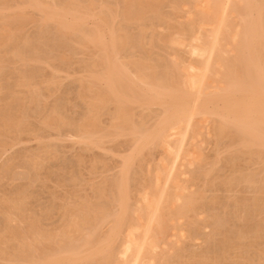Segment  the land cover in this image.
Listing matches in <instances>:
<instances>
[{
    "label": "bare ground",
    "instance_id": "bare-ground-1",
    "mask_svg": "<svg viewBox=\"0 0 264 264\" xmlns=\"http://www.w3.org/2000/svg\"><path fill=\"white\" fill-rule=\"evenodd\" d=\"M97 1L0 0V187L25 180L0 188V264H264V0ZM64 51L87 56L72 77ZM43 132L128 152L84 196ZM22 135L37 150L6 156Z\"/></svg>",
    "mask_w": 264,
    "mask_h": 264
},
{
    "label": "rangeland",
    "instance_id": "rangeland-1",
    "mask_svg": "<svg viewBox=\"0 0 264 264\" xmlns=\"http://www.w3.org/2000/svg\"><path fill=\"white\" fill-rule=\"evenodd\" d=\"M94 1H96V0H94ZM100 1L98 0L97 1V3H99ZM96 3V2H95ZM103 3V2H102ZM166 6V8H164ZM170 6V3H167L166 5H164V7H163V10L165 11V12H169L171 9V6ZM168 7V8H167ZM37 16V15H36ZM26 28H27V30H26ZM34 29V30H33ZM26 31V34H31V32L32 33H35V28L32 26V25H27L26 27H25V30H24V32ZM64 52H67V51H64ZM63 52V53H64ZM161 53V52H160ZM163 53V52H162ZM161 53V54H162ZM66 54V55H65ZM71 54V53H70ZM69 54V52H67V53H64L63 55H65L66 57H67V59H68V63H69V65H68V67H69V69L67 68V67H64V70L66 69V70H68L67 71V73L69 72V75L72 77V73H70V72H72V71H74V70H76V69H78L77 67H78V63L80 62V59H81V61L82 60H84V59H82V58H87V56L86 55H83L82 53L80 54V53H78V54H76L75 53V55L72 53L71 55H73V56H71ZM68 56L70 57V58H68ZM163 56H166V53L164 52V54H163ZM74 57V58H73ZM81 57V58H80ZM18 64V65H17ZM20 64L21 63H15L14 64V66H20ZM71 65V66H70ZM71 67V68H70ZM65 70V71H66ZM46 71H47V69H46ZM65 71H64V73H65ZM77 71V70H76ZM49 71H47V73H48ZM75 72V71H74ZM78 72V71H77ZM67 73H65V74H67ZM73 75H76L77 76V73H75V74H73ZM79 75V74H78ZM54 76H56V74H54ZM63 76H65L66 77V79L65 80H63L64 78H62ZM70 76H68V75H64L63 74V72H61V73H59V72H57V76L56 77H58V81L60 82V87H61V89L63 88V89H65L64 91H66V92H64L63 91V89L62 90H60L61 91V93L63 94V96H64V99L66 100V98L68 97V98H70V99H67V101L68 100H71L70 102H69V104H67L65 101L63 102V104H64V106H65V103H66V110H68L67 112H68V114L71 116L72 115V117L73 118H76L78 115H79V113H80V110L81 109H83V106H82V104L80 105V104H78L79 103V101L77 100V101H75L74 99V97H72L73 96V94H72V91H73V88L72 89H69L70 87H73L71 84H73V83H70V82H72V79L71 78H69ZM59 78H60V80H59ZM70 79L71 81L69 82V80L68 79ZM67 81V82H66ZM69 82V83H68ZM65 84L67 85V86H65ZM69 84V85H68ZM68 89V90H67ZM42 93H45V91L44 90H42ZM65 94H67V95H65ZM62 96V95H61ZM62 96V97H63ZM72 99H73V101H72ZM77 105H79V106H77ZM82 106V107H81ZM68 107V108H67ZM79 107V108H78ZM70 111H71V113H70ZM78 113V114H77ZM77 115V116H76ZM108 121V119H107V117L105 118H103L102 119V122H104V124L106 123ZM108 123V122H107ZM48 133H50V132H48ZM47 132H43L42 134H43V138L41 137V139H42V143L44 142V143H46V144H49V143H52V145H54V144H56L55 146H58L57 147V150H56V147H55V149H52L53 147H50L52 150H54V151H56V154L58 153V154H61V156H63V157H66L67 156V159L68 160H70V163H72V165H75V167L77 166V168H76V171H75V173H76V176H77V179H80V181L79 180H77V182H78V187H77V190L79 191V193L81 194V195H87V196H91V194H90V190L88 189V187H87V183L89 182V183H91V182H96V181H99V179L100 180H102V178L104 179V180H107V179H109L110 177H111V179L112 178H114L113 176L115 175H117V172H118V167L120 166V164L118 163L119 161H120V158H119V156L120 155H122V154H125L124 152H125V150H126V153L128 152L127 150V147L128 146H126V148H124L125 147V145H123L125 142H124V140L123 139H121V140H118L115 144L114 143H107L106 145H105V148L104 149H92V150H82L81 148V145L79 146V145H77V143H74V142H72V140L71 139H69L67 136L66 137H62V141H61V139L59 138V137H56V135L53 133V132H51V134H48ZM47 134V135H46ZM52 134L54 135V136H52ZM50 135V136H49ZM47 136H49V137H51V138H49V137H47ZM22 138H21V143L20 144H18L17 146H15L14 148H13V150H10V152L12 153V154H10V155H6V156H11V155H13V152H17V154H22V152H24L26 149H27V151L29 152V151H36L37 149H34V148H36L37 146H38V142L36 141V140H34L33 138V140H30L31 138H29V136H27V135H22L21 136ZM28 137V138H27ZM53 137V138H52ZM56 137V138H55ZM25 138V139H24ZM47 138H49L48 140H46ZM58 138V139H57ZM27 139H29V140H27ZM65 140V141H64ZM36 141V142H35ZM53 141V142H52ZM57 141V142H56ZM55 142V143H54ZM59 143V144H58ZM36 144V145H35ZM74 144V145H73ZM119 146H117V145ZM209 143H207V144H202L201 145V147H202V149H201V151H202V154L203 155H205L207 158H208V155H209V158H211L213 155V150H212V146H211V144H209ZM113 146L112 148H114V147H116L117 148V150H116V148H114V150L111 148V146ZM36 146V147H35ZM81 147V148H80ZM107 147H109V148H107ZM124 149H123V148ZM211 147V148H210ZM19 148V149H18ZM30 148V149H29ZM61 148V149H60ZM107 148V149H106ZM120 148V149H119ZM24 149V150H23ZM110 149H112V150H110ZM60 150V151H59ZM64 150V151H63ZM101 150V151H100ZM116 150V151H115ZM118 150H120V152L118 151ZM18 151H20V153L18 152ZM22 151V152H21ZM62 151V152H61ZM111 151V152H110ZM115 151V152H114ZM26 152V151H25ZM61 152V153H60ZM208 152V153H207ZM9 153V152H8ZM90 153V154H89ZM92 153V154H91ZM94 153V154H93ZM115 154V156H114V154ZM117 153V154H116ZM15 154V153H14ZM17 154H15L16 155V159L18 160H15V163H19V161H20V157L17 155ZM88 154V155H87ZM98 154H100V155H98ZM102 155V156H101ZM119 155V156H118ZM18 156V157H17ZM84 156V157H83ZM147 156V157H146ZM211 156V157H210ZM69 157V158H68ZM95 157V158H94ZM7 158V157H6ZM89 158H91V159H89ZM99 158V159H98ZM151 158V156H149V155H145L144 156V163H143V167H146L148 164H149V161H148V159L150 160V161H152V159H150ZM208 158V159H209ZM92 159H93V161L95 160V159H97L98 161H97V166L98 167H100V168H98L97 167V169L96 170H93V172L92 171H89V165L91 166V163L90 162H93L92 161ZM101 159V160H100ZM104 159V160H103ZM106 159V160H105ZM72 160H74V161H72ZM75 160H78L79 162H75ZM80 160H81V162H80ZM110 160V161H109ZM17 161V162H16ZM90 161V162H89ZM148 161V162H147ZM73 162H75V163H73ZM147 162V163H146ZM151 163V162H150ZM78 164V165H77ZM93 164V163H92ZM147 164V165H146ZM85 165V166H84ZM104 165V166H103ZM220 165V164H219ZM218 165V166H219ZM243 167H245V165H242ZM82 167V168H81ZM115 167V168H114ZM247 167V166H246ZM252 167V166H251ZM85 168V169H84ZM253 168V167H252ZM79 171V173H77ZM96 173H95V172ZM99 171V172H98ZM103 171V172H102ZM107 171V172H106ZM91 172L93 173L92 175H91ZM98 172V173H97ZM102 172V173H101ZM223 172H225V170L222 168V169H220L219 170V175L220 174H222ZM217 173V174H218ZM90 174V175H89ZM95 174V175H94ZM79 175V176H78ZM103 175V176H102ZM107 175V177H105ZM111 175H113V176H111ZM80 177V178H79ZM85 177L87 178V179H85ZM98 177V178H97ZM90 178V179H89ZM96 178V179H95ZM54 176H53V173H52V175H51V180H48V181H46V188H44V191H42L43 192V194H41L42 192H40V190L38 191V192H40V194L41 195H43L42 196V198H44V199H42V201L44 202L45 201V203L47 202V203H49L48 205V207H50V206H52V207H50L51 208V210L52 211H55V209H54V207H56V204H58V203H54V202H57V201H59V200H55L54 199V195L56 194V192H57V196L59 195V193H60V195H62L63 193H65V191H67V190H69L70 189V187L67 189V187H65V188H62V187H60V186H57L54 182H52V181H54ZM96 181H95V180ZM8 181V180H7ZM6 180L4 181V183L2 184L3 186L2 187H0V188H8V187H10V185H16V184H21V183H24L25 182V180H21V179H15V181L14 182H11L10 183V181H8L7 182ZM23 181V182H22ZM51 183H50V182ZM82 181V182H81ZM6 182V183H5ZM17 182V183H16ZM21 182V183H20ZM79 182H81V183H79ZM85 182V183H84ZM87 182V183H86ZM9 183V184H8ZM15 183V184H14ZM84 183V184H83ZM80 184V185H79ZM6 185H8V186H6ZM83 185V186H82ZM86 185V186H85ZM52 188H51V187ZM49 187V188H48ZM54 188V189H53ZM79 188V189H78ZM49 189H51V190H49ZM53 189V190H52ZM57 191H56V190ZM62 189V190H61ZM67 189V190H66ZM208 189V188H207ZM207 189H205V191H207V192H205V194L206 195H213L214 193H216V195H218V194H220V195H218V197L219 196H221V197H225V199L227 198V197H230V196H232V195H228L227 196V194H228V192L227 191H224V190H221V191H224V192H215V191H213L212 192V190H207ZM224 189V188H223ZM86 190V191H85ZM226 190V189H225ZM49 191H50V193H49ZM52 191H53V193H52ZM63 191V192H62ZM85 191V192H84ZM225 192H227V193H225ZM245 192H247V193H245ZM47 193V194H46ZM52 193V194H51ZM62 193V194H61ZM83 193V194H82ZM89 193V194H88ZM218 193V194H217ZM234 193V192H233ZM250 192L249 191H244V193L243 194H241V196H244V194H248V195H245L244 197H246V196H250V194H249ZM50 194V195H49ZM222 194V195H221ZM229 194H232V192H229ZM48 195V196H47ZM51 195H53V196H51ZM59 195V196H60ZM215 195V194H214ZM223 195H225V196H223ZM46 196V197H45ZM227 196V197H226ZM48 197H50V198H48ZM220 197V198H221ZM49 200H48V199ZM53 198V199H52ZM46 199H47V201H46ZM222 200H225V199H223V198H221ZM52 201V202H51ZM226 201V200H225ZM46 203V204H47ZM219 208V210H217L218 208ZM220 207H222V206H216L214 209H215V212H219V213H221V211L222 210H220ZM217 210V211H216ZM51 211V214H50V217L48 216L47 218H45V220L43 221L42 220V224H43V226L45 227V228H47V229H49V228H56L57 226H59V224H60V218H59V216H58V214L57 213H53ZM54 216H56V217H54ZM53 217V218H52ZM58 217V218H57ZM49 218V219H48ZM50 218H52V219H50ZM48 219V220H47ZM57 220V221H56ZM52 221V222H51ZM54 221V222H53ZM46 226H45V225ZM51 224V225H50ZM55 226V227H54ZM210 231V229H209V227H206V228H203V232H209ZM193 242V243H192ZM199 242H200V244H199ZM188 244H190L191 245V249L192 250H194L195 248V250L194 251H199V249L201 248L200 246H202L201 244V240H193V241H191L190 243H188ZM197 244V245H196ZM199 246V247H198ZM192 247H194V249L192 248ZM254 259H256V258H254ZM257 260V259H256ZM255 260V261H256Z\"/></svg>",
    "mask_w": 264,
    "mask_h": 264
}]
</instances>
